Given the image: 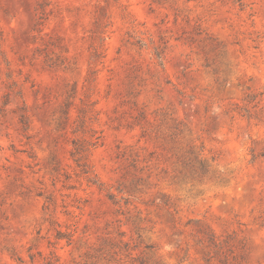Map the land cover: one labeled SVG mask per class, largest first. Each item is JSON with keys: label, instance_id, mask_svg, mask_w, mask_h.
I'll return each instance as SVG.
<instances>
[{"label": "rangeland", "instance_id": "1", "mask_svg": "<svg viewBox=\"0 0 264 264\" xmlns=\"http://www.w3.org/2000/svg\"><path fill=\"white\" fill-rule=\"evenodd\" d=\"M49 263L264 264V0H0V264Z\"/></svg>", "mask_w": 264, "mask_h": 264}, {"label": "trees", "instance_id": "2", "mask_svg": "<svg viewBox=\"0 0 264 264\" xmlns=\"http://www.w3.org/2000/svg\"><path fill=\"white\" fill-rule=\"evenodd\" d=\"M251 98H252V97H251ZM251 98H250V99H251ZM49 264H55V263H49Z\"/></svg>", "mask_w": 264, "mask_h": 264}]
</instances>
